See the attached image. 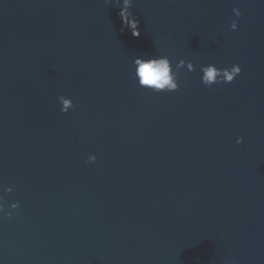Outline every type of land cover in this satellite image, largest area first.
<instances>
[{"label":"water","instance_id":"1","mask_svg":"<svg viewBox=\"0 0 264 264\" xmlns=\"http://www.w3.org/2000/svg\"><path fill=\"white\" fill-rule=\"evenodd\" d=\"M123 4L0 0V264H264V0H133L138 37Z\"/></svg>","mask_w":264,"mask_h":264},{"label":"clouds","instance_id":"2","mask_svg":"<svg viewBox=\"0 0 264 264\" xmlns=\"http://www.w3.org/2000/svg\"><path fill=\"white\" fill-rule=\"evenodd\" d=\"M133 0H124L123 7L120 8L119 17L122 20V28L130 27L132 29V35L138 37L139 32V19L134 15L133 11ZM234 15L239 18L242 12L238 7L233 8ZM230 28L232 31L238 30V20H233L231 22ZM134 74L133 79L137 82L138 86L147 90H151L156 93L161 92H174L179 90L180 82V67L185 66V61L180 60L178 64L173 68L170 59L164 55L156 56H137L134 59ZM191 68V71H195L193 63L188 62L186 68ZM190 71V72H191ZM242 69L238 64L232 65L230 68L219 69L214 64H209L202 66L201 72L203 73L201 77V83L207 87L211 88L214 84L220 85L223 83H231L235 77L241 73ZM58 101L61 105L60 111L62 113H67L70 109H74L75 105L70 97H65L60 95ZM237 144L243 143V137H239L236 140ZM96 161L95 155H89L87 157V163H94ZM5 192L11 193L12 188L8 187L4 189ZM19 202L11 204V209H19ZM13 211L6 210L4 204V196L0 195V220L4 218H11L13 216Z\"/></svg>","mask_w":264,"mask_h":264}]
</instances>
